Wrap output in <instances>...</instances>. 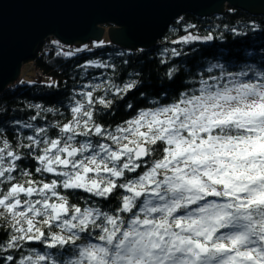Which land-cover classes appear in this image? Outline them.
<instances>
[{
    "label": "snow or ice",
    "instance_id": "obj_1",
    "mask_svg": "<svg viewBox=\"0 0 264 264\" xmlns=\"http://www.w3.org/2000/svg\"><path fill=\"white\" fill-rule=\"evenodd\" d=\"M246 75L224 73L215 83L202 80L196 92L141 111L115 132L96 124L91 109L94 102L106 107L111 102L103 97L96 101L87 92V108L76 101L73 119L58 126L65 136L28 137L31 143L24 147L44 145L35 156L41 165L36 172L63 179H28L0 191V216L10 215L15 229L0 251L37 240L52 248L71 246L72 258H51V264H264V71L256 72L255 79H240ZM135 86L127 83L117 92ZM93 135L107 142L76 141L77 136ZM156 151L160 157L143 174L128 179L126 173H137L144 158ZM21 159L3 141L0 178L13 181ZM60 188L104 198L120 189L129 194L109 214L69 204ZM34 194L40 198L32 199ZM53 227L60 231H51ZM94 229L99 231L93 240ZM4 259L9 264H49L50 257L34 253L18 262L12 255Z\"/></svg>",
    "mask_w": 264,
    "mask_h": 264
},
{
    "label": "trees",
    "instance_id": "obj_2",
    "mask_svg": "<svg viewBox=\"0 0 264 264\" xmlns=\"http://www.w3.org/2000/svg\"><path fill=\"white\" fill-rule=\"evenodd\" d=\"M185 36L199 39L184 41ZM208 36L213 38L205 39ZM68 52L73 54L65 55ZM174 52L178 54L174 55ZM30 61L52 81H17L0 92V147L6 140L10 148L22 157L16 162L13 181L0 178V191L3 192L11 183H26L28 179L44 183L63 179L57 173L36 172L41 165L35 156L42 153L43 144L40 148L32 149L24 146L31 143L28 139L30 136L37 139L65 136L58 126L73 119L71 109L76 106V101L85 103L87 108V92H92L96 101L103 97L111 102L110 107L94 102L91 109L96 124L115 132L117 127L126 126L141 111L173 103L185 92H196L202 80L215 83L224 73L238 75L240 72L247 73L240 79H255L256 72L264 71V15L230 6L221 14L204 17L183 14L169 26L157 45L135 50L97 41L80 47L66 46L51 37L38 44L35 57ZM216 65L219 67H214ZM133 82L136 84L134 88L117 92L118 88L123 89L125 84ZM96 85L102 87L96 88ZM35 105H40V108ZM27 124L32 127H25ZM38 128H44L46 132L38 133ZM86 140H91L93 145L107 142L95 135L76 137L79 144ZM90 153L91 149L85 155ZM159 157L160 152L156 151L153 156L144 159L137 173H126V176L135 179ZM26 171L30 176L24 175ZM118 182H124L123 178ZM59 192L67 197L71 205L109 214L120 205L122 196L129 194L127 189L117 190L107 198L94 196L83 189L60 188ZM21 198L26 197L21 194ZM39 198L36 194L32 197ZM147 198H141L140 202ZM153 200L155 202L154 197ZM3 211L0 208V212ZM121 215L129 217L131 214ZM12 223L10 215L0 216V244H6L14 233ZM45 231H48L47 228ZM51 231L60 229L53 227ZM98 231L94 229L89 238L94 240ZM70 248V245L64 249L52 248L46 241L24 240L19 248L0 251V264H9L4 259L7 255H12L18 262L23 256L34 253L49 255V264L51 258L66 261L72 258L68 254Z\"/></svg>",
    "mask_w": 264,
    "mask_h": 264
},
{
    "label": "water",
    "instance_id": "obj_3",
    "mask_svg": "<svg viewBox=\"0 0 264 264\" xmlns=\"http://www.w3.org/2000/svg\"><path fill=\"white\" fill-rule=\"evenodd\" d=\"M227 6L264 15V0H0V92L20 80L47 38L80 47L108 33L111 44L149 48L183 14H221Z\"/></svg>",
    "mask_w": 264,
    "mask_h": 264
},
{
    "label": "rangeland",
    "instance_id": "obj_4",
    "mask_svg": "<svg viewBox=\"0 0 264 264\" xmlns=\"http://www.w3.org/2000/svg\"><path fill=\"white\" fill-rule=\"evenodd\" d=\"M109 26H106V30H108ZM110 36L108 33L105 34L104 38L102 40L97 41L99 43H108L110 42ZM37 75V70L33 62L27 61L23 64L21 69V75H20V83H32L35 81V77ZM43 83H50L52 81L50 76L42 75V78L40 80Z\"/></svg>",
    "mask_w": 264,
    "mask_h": 264
},
{
    "label": "built area",
    "instance_id": "obj_5",
    "mask_svg": "<svg viewBox=\"0 0 264 264\" xmlns=\"http://www.w3.org/2000/svg\"><path fill=\"white\" fill-rule=\"evenodd\" d=\"M37 70V75L35 77V81H40L41 78H42V73L40 70L36 69Z\"/></svg>",
    "mask_w": 264,
    "mask_h": 264
}]
</instances>
